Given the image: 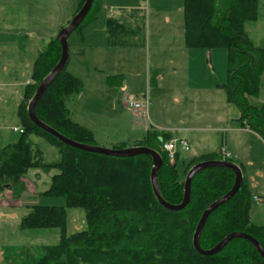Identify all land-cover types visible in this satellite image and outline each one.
<instances>
[{
  "label": "trees",
  "instance_id": "obj_1",
  "mask_svg": "<svg viewBox=\"0 0 264 264\" xmlns=\"http://www.w3.org/2000/svg\"><path fill=\"white\" fill-rule=\"evenodd\" d=\"M84 1H79L71 18ZM99 7V0H93L75 30L94 20ZM259 8L260 0H183L186 45L227 50V77L222 84L226 98L237 107L239 122L264 140V101L260 106L248 101V95L257 94L264 70V44L255 43L246 30V24L260 17ZM119 10V16L106 19L107 45L144 47L145 11ZM60 53V44L54 36L34 58L31 81L23 87L16 108L22 131H18L16 142L0 146V194L8 190L19 198L27 191V180L35 186L36 178L45 175L46 188L39 195H61L64 199V206L34 205L21 217L20 230L60 231L59 243L40 247L39 256L31 264H264L253 245L242 238L231 240L211 256L200 255L193 248V234L201 214L233 185L235 176L231 168L212 166L197 171L191 179L188 205L180 211H169L157 202L153 193L150 155L116 157L78 149L31 121L28 103L38 84L58 62ZM120 77L109 75L107 79L113 82ZM82 86V80L67 70L66 64L37 100L34 113L64 136L96 145L93 132L71 118L66 104L68 97L80 92ZM35 138L55 147L58 157L47 161ZM172 138L169 131L149 128L134 145L160 153L162 164L157 175L160 193L167 203L178 205L182 201L185 175L194 164L209 159L234 161L220 152L183 157L180 150L170 161L160 142ZM125 146L121 141L112 148ZM239 167L243 181L237 192L213 211L203 226L198 240L203 250L213 248L233 232L250 235L264 250V227L255 225L250 217L254 201L250 180L244 168ZM70 208L84 211L86 229L67 235L66 209ZM25 250L21 251L25 254Z\"/></svg>",
  "mask_w": 264,
  "mask_h": 264
},
{
  "label": "rangeland",
  "instance_id": "obj_2",
  "mask_svg": "<svg viewBox=\"0 0 264 264\" xmlns=\"http://www.w3.org/2000/svg\"><path fill=\"white\" fill-rule=\"evenodd\" d=\"M77 1L0 0L1 12L9 7V32L0 29V44L13 48L24 46L25 40L23 36H19L24 28L25 32H31L37 38H46L51 34L53 37L56 36L58 31L54 33L53 30L58 25L53 21L54 13L58 11L59 6L64 8L68 3ZM109 1L111 2L108 0L102 4L94 20L82 26L80 30L72 31L68 36L67 70L83 82L81 91L66 100L71 118L94 132L96 145L108 148L121 141L125 142V147L134 146L143 139L146 127L155 125L154 122L172 127H184L193 123L206 128L177 132L178 136L186 135L191 146L190 151L181 150V155L188 157L202 153H218L222 148V137L221 131L216 128H229L223 119L229 117L228 125L240 127V122L236 119L239 111L234 104L225 99L222 87L227 77V50L215 48L211 50L214 53L209 54L208 49L202 48L198 51L205 53L204 56L197 57L191 53L188 57L183 42V13L177 9V3L183 4V0H118L121 3L117 4L122 2L131 6L141 4L145 8V45L142 48L106 46L101 49L102 46L99 47L97 39V35L101 34L99 24L104 23L110 10L118 8V5L112 6L113 3ZM148 3H151L150 7ZM153 3H165L168 10L162 11L158 7H153ZM259 14L257 21L246 24V30L255 43L264 44V0H260ZM47 17L51 21H48ZM179 23H182L180 31ZM82 38L85 46L81 44ZM91 41L97 43L93 53L87 45ZM19 54L20 58L26 59L29 58L30 52L26 48ZM188 61L191 65H197L196 69L200 71L198 75L191 76L190 85L186 83L185 77ZM211 66L216 71V77L208 73V71L212 73ZM117 73L125 74L128 91L107 84V76ZM7 76L9 73L1 71L0 66V77ZM217 78L220 80L221 85L218 86H221V89L213 90V97L208 98L212 92L210 84ZM216 84L218 83H214V88ZM199 85L204 87L197 89L195 86ZM142 93L148 97V109L144 111L130 108L126 103L127 97L141 96ZM203 93L205 96L201 95ZM217 96L220 101L213 100ZM248 101L255 106L263 103L264 70L260 76L257 94L248 95ZM18 103V95L12 93L9 101V87L5 84L0 85V146L16 142L20 136L18 131L13 130L14 126L21 127L20 120L14 112ZM3 111L4 113H1ZM199 112L204 113L206 117L199 118ZM228 136L226 145L223 146L234 150L229 152L233 161L240 166L264 172V146L262 147L252 134L246 132L228 133ZM35 141L44 152L47 161H53L58 157L56 148L44 139L35 138ZM178 168L181 170V161ZM32 182L27 180L30 190L33 189ZM34 187L35 192H24L19 198H14L7 190L4 191L2 198L0 194V264L9 262L31 264L34 258L39 256L40 247L59 243V229L24 231L19 229V221L26 213L27 207L38 204L52 206L65 204L61 195H39L45 186ZM250 214L255 225L264 227V202L253 203ZM85 229L84 211L80 208L66 209L67 235ZM22 249H26L25 254Z\"/></svg>",
  "mask_w": 264,
  "mask_h": 264
},
{
  "label": "crops",
  "instance_id": "obj_3",
  "mask_svg": "<svg viewBox=\"0 0 264 264\" xmlns=\"http://www.w3.org/2000/svg\"><path fill=\"white\" fill-rule=\"evenodd\" d=\"M78 1H80V0H78ZM78 1L76 3H68L64 8H62L61 6H59L61 9L59 8L58 11H56L54 13V19H53V21H54L55 25L56 24L58 25L53 30L54 33L56 31H58L61 27H63L69 21V19L71 18V15L73 13V11L76 9V7H77V5L79 3ZM106 1H108V0H99L100 7L98 8V12H99L100 8L102 7V4L105 3ZM139 1H143V0H139ZM109 3H113V4H111L112 6L118 5V8L116 10H114V9L113 10H110L107 13V18L109 16H119L120 15V12H121L119 9L139 8V9H143L144 11H146L145 8L141 6V4H137V5H134V6L124 5L123 2H122V4H117V3H121L118 0H111V2L109 1ZM148 4H149L148 6L150 7L151 6V3H148ZM152 6L153 7H158L162 11L168 10V7H167V5L165 3H159V4L153 3ZM14 7H17V6H14ZM14 7H11V8H14ZM177 9L183 13V4L182 3H177ZM97 15H98V13H97ZM166 18L167 17H164V19H166ZM46 19L48 21H51L49 19V17H47ZM182 20H183V22H182L183 23V30H182V32H183V38H184L183 39V42H184V46L187 48L188 57L190 56L191 53H194V55H196L197 57H199L200 55H203L204 56L205 53H203L202 51H198V50H201L202 48L195 49V47H188L186 45V43H185V37H184V17H183V14H182ZM103 22L104 23H101V25L99 24V29L101 30V34L99 33L97 35L98 45H99V47L102 46L101 49H103L106 46L109 47L107 45V37H106V31H105V22H106V20L103 21ZM182 23H179V25H178L179 31L182 29ZM25 24H26V21H25ZM0 29L7 30V32H9V7L5 8L2 12L0 11ZM24 29H22V30L24 31ZM23 31L20 32L19 36L20 37L23 36V38L25 40L26 47H25V44H24V46L14 47V48L12 46H4L3 47V45L0 44V66H1V71H6L7 73H9V76H7L6 78L0 77V85L5 84L7 87H9V101L11 100V94L13 93L15 95L16 94L18 95V99H19V102H20V100L22 98V90H23V87L29 81H31V79H30V73H31L32 63H33L34 58L45 47V45L48 42V40L53 37V34H51V36H47L46 38H44V37L37 38L34 35H32L31 32H28L27 33L25 31L24 32ZM91 39H92V37H91ZM26 41H28V43ZM81 44H82V46H85V42H84V39L83 38H82V43ZM96 44L97 43H95L93 41H91L90 43L87 44L88 45V48H89V50H90L91 53H93V51L96 49V47H95ZM26 48H27L28 52H30L29 58H26V59L20 58L19 52L24 51ZM213 49H215V48H213ZM208 50H209V54L210 53L211 54L214 53V51H211L212 49H208ZM211 59H212V55H211ZM196 68H197V65H191L190 62L188 61V64H187L186 70H185V77H186V83L189 84V85L191 83V76L192 77L193 76H196L200 72ZM211 70H212V73L213 74L210 73L209 71H208V73L212 77L213 76L216 77V71H215V69H214L213 66H211ZM19 74H21V75H19ZM113 75H121V77L118 78V79H114L113 82H110L107 79V84L108 85H112V86H117V87H120L121 89L127 90L126 86H127V83L128 82L126 80L125 74L124 73H117V74H113ZM108 76H107V78H108ZM220 77H221V75H220ZM218 78H219V76H218ZM218 78L215 79L212 84H210V87L212 89V92L210 93V95L208 96V98L209 97L210 98L213 97V95H214V91L213 90L219 91L221 89V86H218L220 84V82H219L220 81L219 80L220 78L219 79ZM216 82L218 84H216L215 85V88H214V83H216ZM195 87L197 89H198V87H199V89H201L204 86L203 85H201V86L199 85V86H195ZM224 92H225V90H224ZM143 95H145V94L142 93L141 96H143ZM201 95L202 96H205L204 93L201 94ZM225 99L227 100L226 93H225ZM213 100L220 101V98L217 96V97H214ZM17 106H18V104L15 106V109H14L15 114H16V108H17ZM220 108H222V107H220ZM147 109H148V105H147ZM1 113H4V111L1 112ZM198 114H199L198 115L199 118L200 117H206V115L204 113H202V112H199ZM16 116H17V114H16ZM228 118L229 117H225L223 119V121H225V125L226 126H229V128H226V127H221V128L218 127V128H216L219 131H221V137H222V139H221V145L222 146L221 147L223 149H225L227 152H230L231 150L234 151L231 147H228L227 146L226 147L227 149H226L223 145L224 144L226 145V137L228 139V137L230 136V135L228 136V133L229 134H233L235 132H244V133L246 132L248 134H252V136L256 140H258L260 142V145L262 147L264 146V140L258 134H256L254 131L250 130L247 126H243L241 123H240V127H232V126L228 125V123H229L228 122ZM238 118H239V116L236 117V119H238ZM76 122H78V121H76ZM154 124L155 125H152L151 124V126H147L146 127V130H145V133H146L147 129H149V128H156V129H159V130H165V131L171 132V134L173 135V137H184V138H186V140L188 142V145H189L188 150H183V151H186V152L191 150V146H190V143L188 141V138L186 137V135L178 136L177 135V132L178 131H184V132H186L187 130H197L199 128L200 129H205L206 128V127H202V126H199V125H196V124H193V123L192 124H189L187 126H184V127L162 126V125L157 124L156 122H154ZM16 127H19V126H14L13 127V130ZM93 135H94V132H93ZM94 138H95V135H94ZM202 154H205V153H202ZM188 157H192V156L190 155ZM230 157H232V155ZM237 165L239 166V164H237ZM241 167L244 168L245 173L249 177L250 185H251V189H252V194H253V200H254L253 203H255V204L263 203L264 201L262 199H263V196H264V172H262V173L257 172V171H255L253 169L247 168L244 165H241ZM36 179H37L36 180V183H37L36 186H46V182L44 183V180H46V176L45 175H43V176H41L39 178H36ZM4 191L1 194V198L3 196ZM35 191H36V187L33 186V189L32 190H30L29 188H27V191L26 192H35ZM255 199H257V200H255ZM27 208H29V207H27ZM27 208H26V210H27ZM250 217H251V214H250Z\"/></svg>",
  "mask_w": 264,
  "mask_h": 264
},
{
  "label": "water",
  "instance_id": "obj_4",
  "mask_svg": "<svg viewBox=\"0 0 264 264\" xmlns=\"http://www.w3.org/2000/svg\"><path fill=\"white\" fill-rule=\"evenodd\" d=\"M93 0H85L81 8L76 12L75 15L72 16L70 21L61 27L57 34L56 38L60 44V57L56 65L52 68V70L45 76V78L38 84L36 91L31 98V100L28 103L27 106V113L31 121L36 124L41 129L45 130L49 134L56 137L58 140L69 144L73 147H76L78 149H83L90 152L95 153H101L109 156H116V157H126V156H132L136 154H148L152 158V167L150 171V182L152 186L153 193L155 195V198L157 202L165 209L169 211H180L183 210L190 201V185H191V179L194 176V174L206 167H212V166H226L233 170L234 172V182L231 187V189L226 192L224 195L221 196L218 200L214 201L212 204H210L204 212L201 214V217L197 223V226L195 228L193 239H192V245L193 248L197 253L203 256H211L216 253H218L224 246H226L231 240L235 238H242L250 242L253 247L256 249L258 254L261 256V258L264 260V250L262 249L259 242L251 237L248 234L241 233V232H233L228 234L225 238H223L218 244H216L213 248L209 250H203L200 248L198 240L200 233L203 229V226L208 218V216L215 211L218 207L226 203L228 200L232 198V196L237 192L241 182L243 181V175L241 168L234 162L228 161V160H222V159H209L200 161L196 164H194L186 173L184 178V189H183V195H182V201L178 205H172L167 203L163 198L159 190L158 186V170L162 164V158L160 156V153L157 152L155 149H152L147 146L143 145H134L130 147H124V148H108V147H101L98 145H92V144H86V143H80L77 141H74L60 132H58L56 129L52 128L51 126L47 125L43 121H41L34 113V106L37 102V100L42 95L43 91L47 87V85L52 81V79L62 70V68L67 64L68 61V36L69 34L75 30V28L80 24V22L84 19L85 15L89 11Z\"/></svg>",
  "mask_w": 264,
  "mask_h": 264
},
{
  "label": "built area",
  "instance_id": "obj_5",
  "mask_svg": "<svg viewBox=\"0 0 264 264\" xmlns=\"http://www.w3.org/2000/svg\"><path fill=\"white\" fill-rule=\"evenodd\" d=\"M127 105L132 109L146 110L148 105V97L146 95L136 96L129 95L126 100ZM15 131L21 132V128H14ZM160 148L168 155L169 160L173 161L177 150H188L189 145L184 137H174L169 140L160 142ZM221 154L225 157H230V153L225 149L220 150ZM257 200V199H255Z\"/></svg>",
  "mask_w": 264,
  "mask_h": 264
}]
</instances>
